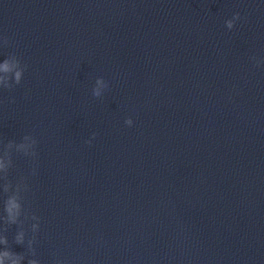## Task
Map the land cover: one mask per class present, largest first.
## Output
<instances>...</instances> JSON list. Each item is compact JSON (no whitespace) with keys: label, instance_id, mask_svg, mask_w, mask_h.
Segmentation results:
<instances>
[{"label":"water","instance_id":"obj_1","mask_svg":"<svg viewBox=\"0 0 264 264\" xmlns=\"http://www.w3.org/2000/svg\"><path fill=\"white\" fill-rule=\"evenodd\" d=\"M5 60L20 264H264V0H0Z\"/></svg>","mask_w":264,"mask_h":264},{"label":"clouds","instance_id":"obj_2","mask_svg":"<svg viewBox=\"0 0 264 264\" xmlns=\"http://www.w3.org/2000/svg\"><path fill=\"white\" fill-rule=\"evenodd\" d=\"M239 13H236L231 20L226 21V25L228 29H232L233 27V21L238 20ZM5 43H8V39L4 38ZM20 61L17 60V63ZM27 65H24V68L16 71L14 74V82L16 85L20 84L22 77H23V72L26 70ZM12 71V67L10 66V63L8 60H5L2 64H0V72L4 73H9ZM4 79V77H0V80ZM97 84L103 83V78H97L96 80ZM13 85H7L6 89H11ZM92 94L94 97L99 98L101 96L100 91L97 88L92 89ZM125 124L128 126H132L133 120L131 118H128L125 120ZM96 134L93 133V137ZM30 136H24L25 140H28ZM33 144H36V140L33 139L32 141ZM87 143H91V141H87ZM11 144H9V147ZM19 147L23 148L24 145L21 144ZM24 155H27L25 152ZM34 156H36V152L33 153ZM0 168H4V164L0 162ZM6 179V177H5ZM11 187L10 183H6L4 186V193H8L9 188ZM4 215L0 216V220L3 221V224L5 225V228L3 229V232H7V226L10 225H22L23 221L20 219L22 215L25 214V209L23 206V203L21 202V197L19 195V187L17 188V193L13 195H8L7 198L4 200ZM31 218L33 220H39V217L36 215H32ZM32 230L33 231H38V225L33 224L32 225ZM24 237H25V232L23 228L21 227L20 230L18 231L17 235L14 237V242L16 244H23L24 243ZM35 241L34 240H29L28 245H29V250L35 254V250L32 248V245ZM0 244H4L6 246L5 250L0 251V264H4L5 259L10 260L11 264H20V261L24 259V254L21 253H15L10 250L9 247V241L7 236H2L0 237ZM28 264H40L39 260L36 259H29Z\"/></svg>","mask_w":264,"mask_h":264}]
</instances>
